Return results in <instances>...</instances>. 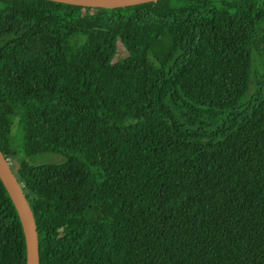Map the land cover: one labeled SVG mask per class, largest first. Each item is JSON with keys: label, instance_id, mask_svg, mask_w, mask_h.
Instances as JSON below:
<instances>
[{"label": "trees", "instance_id": "obj_1", "mask_svg": "<svg viewBox=\"0 0 264 264\" xmlns=\"http://www.w3.org/2000/svg\"><path fill=\"white\" fill-rule=\"evenodd\" d=\"M0 150L40 264H264V0H0Z\"/></svg>", "mask_w": 264, "mask_h": 264}, {"label": "water", "instance_id": "obj_2", "mask_svg": "<svg viewBox=\"0 0 264 264\" xmlns=\"http://www.w3.org/2000/svg\"><path fill=\"white\" fill-rule=\"evenodd\" d=\"M72 6L90 8H121L159 0H51ZM0 181L5 187L20 220L25 242V264H40L39 239L32 209L23 193L21 184L10 167L9 160L0 150Z\"/></svg>", "mask_w": 264, "mask_h": 264}, {"label": "rangeland", "instance_id": "obj_3", "mask_svg": "<svg viewBox=\"0 0 264 264\" xmlns=\"http://www.w3.org/2000/svg\"><path fill=\"white\" fill-rule=\"evenodd\" d=\"M142 38H143L142 40H144L146 43L149 42V39H150L149 36H143ZM254 61H255V63L257 62V58L256 57H254ZM13 129L15 130V126H14ZM64 159H65V157L63 155H61V154H58V153H56V154H54V153H45V154H42V155L34 157L33 163L60 162V161H62ZM10 167L12 168V170L15 171L14 164L10 163Z\"/></svg>", "mask_w": 264, "mask_h": 264}]
</instances>
